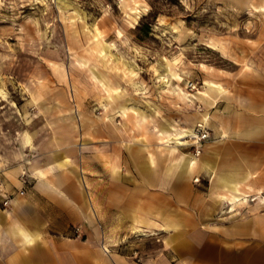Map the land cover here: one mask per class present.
I'll return each instance as SVG.
<instances>
[{
  "label": "rangeland",
  "instance_id": "374dc122",
  "mask_svg": "<svg viewBox=\"0 0 264 264\" xmlns=\"http://www.w3.org/2000/svg\"><path fill=\"white\" fill-rule=\"evenodd\" d=\"M219 44L229 48L231 60L220 57ZM250 60L258 73L243 71ZM156 71L170 87L162 88ZM204 79L227 91L211 114L231 132L259 125L263 131L255 141L213 145L219 138L206 130L197 134L206 136L198 145L164 146L162 129L197 125L190 118L213 93L190 103L179 92L217 86ZM191 85L201 88L194 92ZM53 135L73 152L60 165L77 167L76 180L99 211H87L90 222L77 201L36 188L29 163L37 161L48 178L53 175V152L43 150ZM205 145L217 147L224 164L252 162L255 187L264 185V0H0V179L17 172V183L0 191V212H10L14 194L23 193L21 217L42 229L44 239L23 254L29 264H101L97 240L82 241L93 238L94 228L105 237L116 227L125 241L110 250L127 264H180L201 245L221 246L228 264H264V208L252 212L249 202L233 211L228 205L215 209L204 173L182 193L176 183L162 181L161 170L150 186L135 167L141 149L150 171L188 152L202 155ZM96 147L105 148V157ZM137 203L183 212L189 223L183 241L165 247L166 234L125 230L122 210ZM63 238L76 243L63 246ZM23 255L0 236V264H19Z\"/></svg>",
  "mask_w": 264,
  "mask_h": 264
},
{
  "label": "crops",
  "instance_id": "0c3cea01",
  "mask_svg": "<svg viewBox=\"0 0 264 264\" xmlns=\"http://www.w3.org/2000/svg\"><path fill=\"white\" fill-rule=\"evenodd\" d=\"M218 53L223 60H231L232 56L229 53V48L221 44L218 45ZM202 70L210 75V69L203 66ZM243 71L258 73V69L254 66L253 62L250 60L249 63L244 67ZM217 86L214 87L212 84L205 83L206 90L204 93H213L212 98H203L204 103L202 105L201 111H197L190 118V123H198L199 120L206 116L209 118L208 125L206 128L218 136L219 140L215 141L213 145H221L228 139L243 140L246 142L255 141L263 131V128L259 125L248 126L239 131L231 132L229 130L228 123L220 116L212 115L211 110L216 108L218 103L225 98L227 94L226 89L219 83L212 79H204ZM200 92V91H199ZM199 99V98H197ZM224 111V110H223ZM206 112L207 115H200V113ZM201 116V117H200ZM112 139H114V134L112 132ZM63 141V140H62ZM24 147H28L30 144V139L27 137ZM27 143V144H26ZM64 144V143H63ZM213 145H205V151L202 155H199L196 159L194 166L185 174H183L179 167L176 158L169 160V164L156 166V168L147 171L145 165V160L148 155L146 149L138 150V155L134 154V157L138 163L137 170L143 177V179L150 185L154 186L156 182V176L158 175V170L162 171V181L167 184H177L179 185L180 192L189 193L191 190V181L194 176L202 172L208 176L210 180L209 189V201L212 203L215 209L220 208L222 205H228L230 211L239 209L241 205L247 206L250 198H257L253 203L254 207L250 211H257L260 208H264V185L258 188L255 187V181L257 179V172L254 169L253 163L247 159H240L235 162H230L224 164L218 161L220 153H218V148ZM61 144V138L57 135L51 136L48 139L47 144L44 146L43 150H50L53 152L50 156V161L54 164L48 165V169L53 173L50 174V178L47 177L45 171L41 168V164L37 161H32L29 163V170L33 172L36 178V188L42 189L49 194H54L60 196L67 201H77L81 205V210L84 215H86L87 220L90 222L92 219L87 211L95 215L97 213L100 216L97 208L93 207L90 199L84 194L82 181L79 183L76 177H80V171L72 163V165L63 164L66 160L73 155L71 148H66ZM105 148H94L95 153L105 157ZM130 156V150L127 151ZM190 153V152H188ZM107 156V155H106ZM164 162V161H163ZM4 161L0 160V167ZM112 179H119L115 167H112ZM17 172L12 171L5 174V177L1 181L0 179V191H5L10 184H16L15 180ZM56 178V182L52 178ZM22 187L19 184V189ZM21 190V189H20ZM145 192V191H143ZM22 195L15 193L13 199L10 202V212L4 211L0 212V236L6 242H10L14 247L20 251L23 255L30 250H35L40 242H44L43 232L37 226H29L25 223L24 219L21 217L19 207L23 203ZM232 197L236 198L238 201L234 202ZM220 197H225L226 202L232 204H227L226 202L218 204ZM244 199V201H243ZM123 221L126 222L124 227L130 234V230L134 228L136 231L145 233L147 236H154L159 233L168 235L166 239L163 240L165 247H171V244L175 241H183L184 235L187 232L189 223L185 218L183 212L176 208L161 206L160 204L147 203L141 205L137 203L130 207H126L122 210ZM116 227L112 231L108 232L107 236L100 237L97 229H93V238H88L86 241H82L83 244L89 242V240H97L98 242V258L101 264H127L125 259L117 254L111 252L110 249H114L125 241V237H121L118 234ZM76 243L75 240L68 238H63L61 244L63 246H73ZM222 247L216 245H201L194 248L193 254L189 257L187 261H182L180 264H228L225 257L219 255ZM168 253H170L168 251ZM20 257L19 264H29V258L26 256ZM164 261H158L156 264H179Z\"/></svg>",
  "mask_w": 264,
  "mask_h": 264
},
{
  "label": "bare ground",
  "instance_id": "6f19581e",
  "mask_svg": "<svg viewBox=\"0 0 264 264\" xmlns=\"http://www.w3.org/2000/svg\"><path fill=\"white\" fill-rule=\"evenodd\" d=\"M135 13H138V12L136 11ZM156 79H157L158 82L161 83V85L163 86L162 88H166V87H170L171 86L169 80L165 79V76L163 74L157 73V71H156ZM187 86L189 88L190 82H188ZM200 88L201 87L195 88L194 86L191 85V90L195 89L194 92L197 91V89H200ZM179 93H180V95H182L183 98H186V101H188L190 103L193 102V100H196L197 98L206 97V94L204 92H199V91L194 93V94H186V93H183L182 91L179 92ZM208 122H209V118L206 117V116H203L199 120V123H197L195 128H188V129L185 128V129L179 131V130H177L176 128H174L172 126V127H169V128L162 129L160 131V134L165 139V145L164 146L168 147L169 145H174L173 147H175V148L187 146V148H188L190 144H197L198 145L200 136L197 135V134L200 131H204L205 134H208L207 131L210 132V130L208 128H206V126L208 125ZM124 127H125L124 124H120V131H124ZM187 138H190L189 139L190 142L185 140ZM188 143H190V144H188ZM199 155H200V153L197 151L196 154L185 153L182 156H179L178 167H179L180 171L183 174L184 173L186 174L194 166V164L196 163V159H197V157ZM18 194L22 195L23 193L19 192ZM231 198H232V200H234V202L238 201L236 198H234L232 196H231ZM256 199L257 198H250V199L245 200V201L246 202H254ZM226 201L227 200H226L225 197H220L219 200H218V204L226 202ZM243 201H244V199H243ZM232 204H231V208H233ZM130 231L132 233H134V234H137L138 236H143V237L147 236L145 233L136 231L134 228H131Z\"/></svg>",
  "mask_w": 264,
  "mask_h": 264
},
{
  "label": "built area",
  "instance_id": "2783aa9c",
  "mask_svg": "<svg viewBox=\"0 0 264 264\" xmlns=\"http://www.w3.org/2000/svg\"><path fill=\"white\" fill-rule=\"evenodd\" d=\"M206 136L201 134L200 137H199V141H201L202 139H204Z\"/></svg>",
  "mask_w": 264,
  "mask_h": 264
}]
</instances>
